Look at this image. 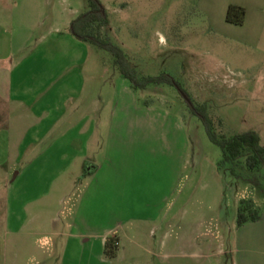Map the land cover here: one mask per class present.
<instances>
[{
  "label": "rangeland",
  "instance_id": "rangeland-1",
  "mask_svg": "<svg viewBox=\"0 0 264 264\" xmlns=\"http://www.w3.org/2000/svg\"><path fill=\"white\" fill-rule=\"evenodd\" d=\"M100 1L111 20L108 34L139 75L172 77L198 113L175 85L135 91L110 53L71 35V23L89 10L88 0H0V43L10 77H18L23 65L39 68L36 83L23 87L35 91L26 92L25 106L16 97L4 103L0 118L10 148L0 207V219L8 223L0 231L3 264H234L242 256L237 251L242 201L264 209V168L248 173L247 181L234 179L229 168L219 169L221 149L210 141L199 114L206 111L219 136L256 132L264 146V41L250 48L210 33L189 0ZM24 74L26 83L31 81ZM36 109L62 111V123L90 132L87 144L73 136L80 157L67 180L55 182L59 192L48 207L58 213L60 225L49 233H36V215L47 220L42 209L36 210ZM114 147L128 149L121 157L132 161L134 175L145 177V202L166 198L169 223L183 211V259L114 261L101 257L97 246L82 248L75 242L84 235L74 225H80L84 200L81 157L100 162ZM160 236L146 225L141 241L156 248Z\"/></svg>",
  "mask_w": 264,
  "mask_h": 264
},
{
  "label": "crops",
  "instance_id": "crops-1",
  "mask_svg": "<svg viewBox=\"0 0 264 264\" xmlns=\"http://www.w3.org/2000/svg\"><path fill=\"white\" fill-rule=\"evenodd\" d=\"M189 1L196 7V12L209 23L210 33L219 34L250 48L258 47L264 41V0ZM231 6L245 9L246 18L242 26L227 22V13ZM3 49L4 46L0 43V118L5 115L2 110L4 103L16 97H21L20 102L19 100L16 102L22 108L25 106L26 92L35 93V91L25 92L26 88L23 87L36 83V70H39V68L36 69L35 64L27 67L19 65L21 71L18 77L12 79L11 70L5 65L7 57L3 54ZM24 73H28V79H31L28 83ZM19 87L24 89V93L20 96ZM14 88H17L18 92L17 90L14 92ZM59 98L65 99L66 95L62 94ZM63 116L62 111L46 112L36 109V210L42 209L47 215L46 221H42L36 215V233L38 231L49 233L60 225L58 213H54L55 210L48 207L50 200L53 201L54 196L59 192L54 190L55 182L60 178L65 179L67 172L76 165L74 159L80 157L73 149L74 134H77L75 139L84 141L86 144L89 139L88 129L82 126L72 128L71 125H67V121L62 123ZM120 150L116 147L110 148L106 152L107 157L100 162H89L84 160L83 156L81 157L85 174L82 193L84 200L81 203L80 225L78 223L74 225L76 229L80 227L84 235L76 236L75 242L82 248H88L89 245L97 246L98 254L106 259V242L109 239H116L119 251L114 261L144 256L164 262L183 259L185 257L183 211L180 212L181 216L177 213V216L172 219L174 221L169 223V209L163 205L166 198L162 200L161 197H156L149 203L145 202L143 194L145 190L142 188V180L145 177L138 178L133 174L132 161L125 156L121 157L122 153L129 154L128 149L124 152ZM9 161L8 132L5 128H0V207L1 191L8 181V174L4 172L3 167ZM42 165L48 173L39 168ZM43 182L44 186H42ZM64 198L65 196L60 199V205ZM44 200H49L48 203L45 202V207H37V204ZM71 211L70 208V215ZM63 223L65 226L69 225V222ZM146 225L160 232L161 236L156 243V248L146 247V244L141 241ZM7 229L8 223H3L0 219V231ZM38 244L36 241V247ZM3 245V237L0 233V264H3L2 257L5 255ZM237 248L242 256H238L239 259L234 264H264V209L260 221L249 223L238 229Z\"/></svg>",
  "mask_w": 264,
  "mask_h": 264
},
{
  "label": "trees",
  "instance_id": "trees-1",
  "mask_svg": "<svg viewBox=\"0 0 264 264\" xmlns=\"http://www.w3.org/2000/svg\"><path fill=\"white\" fill-rule=\"evenodd\" d=\"M89 10L81 14L71 23L70 33L78 41L91 44L96 48L110 53L114 58V65L121 76L128 80L135 91L145 90L155 85H175L187 97L194 113H198L191 97L172 77H141L134 68L125 50L114 43L108 34L111 26L110 16L100 0H88ZM246 11L243 8L231 6L227 13V22L242 26L245 22ZM200 111V110H199ZM206 127L210 141L218 146L222 152L219 169L229 168L232 177L238 181H247L248 173H258L264 168V146L256 132H248L233 137L219 136L215 133L214 124L206 111L199 114ZM262 211L256 208L253 201H242L239 208L237 225L244 227L249 223L261 220ZM119 245L116 239H109L105 246V257L115 260L118 256Z\"/></svg>",
  "mask_w": 264,
  "mask_h": 264
}]
</instances>
